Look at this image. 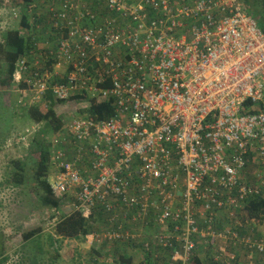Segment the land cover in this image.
I'll return each instance as SVG.
<instances>
[{
  "label": "built area",
  "instance_id": "built-area-1",
  "mask_svg": "<svg viewBox=\"0 0 264 264\" xmlns=\"http://www.w3.org/2000/svg\"><path fill=\"white\" fill-rule=\"evenodd\" d=\"M94 2L63 0L50 7L43 37L53 71L40 73L39 61L23 59L13 74L14 82L29 86L20 90L32 99L29 105L51 91L55 101H65H54L56 107L73 106V113L61 112L70 117L61 144H75L76 155L69 160L53 142L58 176L51 190L85 218L98 203L105 205L109 216L95 234L100 241H142L148 220H183L176 237L152 236L163 247L181 241L166 264H188L194 234L210 243L228 240L250 264L254 256L264 263L262 238L217 233L209 224L203 232L192 218L196 208L210 211L208 223L213 210L234 216L264 189V33L243 0H103L102 10ZM25 11L32 21L38 18L33 3ZM106 81L111 86L102 88ZM83 91L91 98L69 100ZM93 98L111 99L115 115L95 123L80 115ZM86 154L95 157L96 174L80 168ZM104 154L113 162L107 164ZM129 170L141 183H127ZM117 207L132 210L128 220L138 226L127 231L117 223ZM142 247L150 249L148 242ZM227 258L217 245L213 260L232 264Z\"/></svg>",
  "mask_w": 264,
  "mask_h": 264
},
{
  "label": "trees",
  "instance_id": "trees-1",
  "mask_svg": "<svg viewBox=\"0 0 264 264\" xmlns=\"http://www.w3.org/2000/svg\"><path fill=\"white\" fill-rule=\"evenodd\" d=\"M102 1L103 0H95V2L99 4H103ZM20 2L21 14L20 16H18V27L15 29L6 30V32L2 36V42L0 43V61L3 62L4 77L8 79L9 82H12V84L16 83L13 81V74L16 71L18 64L23 61V59L26 60L27 64L35 60L39 61V64L42 68L40 70V73L45 71L51 73L53 71V62L48 59V51H46L44 47L40 46L41 42L39 43V39H33V37H36L38 34H46L50 29L48 24L49 22H47L48 13L46 14V20H41V17H34L35 19L33 21L32 27L28 22L30 15L25 11V8L30 3L36 2V0H20ZM245 4L247 5L248 12L256 20L258 28L264 33V2L262 0H245ZM105 14V10L103 9L102 15ZM43 22H46L44 26ZM37 24L40 26L38 31L35 29V26ZM60 75L61 72L58 71L56 77H60ZM54 81L57 83H62L64 80L55 78ZM1 83L4 84L3 81ZM101 86L102 88H108L111 86V83L109 81H106ZM19 87L25 89L29 88V86L25 83L19 84ZM89 98L91 97L88 95V93L86 91H83L80 94L71 96L69 100L75 101ZM54 101L55 100L52 96V92L48 91L45 100H43L42 102L28 106H25L23 104V107H27V109L25 110L20 106L19 110L22 112L19 116L20 119H24L25 116L33 123L43 124L41 127L38 125L39 127L37 128V131L35 132L34 138L32 139L30 145L31 150L34 151L38 156L37 159L33 161L34 169L33 172L30 174V178L27 175L25 164L21 161H15L13 163L14 167L12 171H9V178L7 179L6 183L12 187H18L26 183L27 180L32 182L34 184L32 187V192L40 201V204H42V206H44L45 208L55 209V211L63 210L62 213L64 214V216H61L60 219L57 220L54 225V235L60 239H84L91 231L89 223L97 221L105 225L104 223H106L107 216H109V213L105 209V205L101 206V204L98 203V205L93 208L92 214L88 218H85L82 216L81 210L79 209L75 210L73 208H70L66 210L63 197H57L51 190L48 178L49 176H51L49 174L50 167L52 169V167L54 166L52 160V157H54L52 147L55 148V144L53 143L54 141H52L54 136L58 137L57 140H55L57 141L56 146L61 149H64L65 154L68 153L69 160H73L76 155V145L71 142H68L67 140L71 137L68 136L67 138H63L66 139L68 143L66 145L61 144V140L62 137L65 136L64 134L66 132V126L69 120L65 121L64 113L56 115L54 111V106L56 105L55 102L63 104L65 101ZM17 102L19 105V99ZM90 102L91 104L89 108H87L86 110H80L79 113L80 115L90 119L92 122L95 123L100 120H106L115 115V106L112 104L111 99L109 101H104L97 98H93L90 100ZM39 104L45 105L44 111L40 110L38 106ZM247 105L248 102L245 104V107H247ZM8 114L10 116L15 115L13 111H10V113ZM75 142L78 143L80 141L75 139ZM80 145L83 148L87 147L85 143H81ZM65 147L68 149V151L65 149ZM80 166L81 169H84L82 164H80ZM133 182L141 183V180ZM135 189L139 190V188ZM262 191L263 192L259 195H253L249 197V199L245 201L246 203L244 207L238 208L236 210L237 214L235 213L234 216H231L229 214V211H227L226 209L219 211V213L217 210H213V212H211V214L209 215L212 216V219L210 223H208V218H206V220L200 218L201 212L196 208L194 211H192V218L196 220V223L202 222L204 226H206L207 224L212 225V229L217 233L228 230L233 233H238L239 235L247 234L248 232L252 235L253 232L256 234V236H259V234H257V226L258 223L264 220V189ZM177 194L178 196L176 200H181V193L178 192ZM242 210L244 211V215L240 217ZM112 211H115L116 213H118V215H130L132 213V210H130L126 214L123 207H117L116 209H112ZM208 212L210 213V211ZM209 213L206 212L203 215H206L207 217ZM223 219L226 220V223L220 225L221 221H224ZM120 220L125 221L126 219L120 218ZM181 222L183 223L184 221L181 220ZM181 222L172 223L171 221H168L166 223L160 224L156 223L153 220H148L147 224L143 227V231H146L148 228L150 230L151 227L155 228L157 232H161L167 227H169L171 232L168 231L166 233H171L174 237H176V235L178 234L177 232H175V227L177 225L182 227L184 223L182 224ZM227 223L228 225H231L232 229L224 228L226 227L225 225ZM123 224L127 226V224ZM216 224L218 225L216 226ZM35 230L25 233L23 235V241L26 242L32 239V237L37 234V230L39 231V229ZM48 237L50 238L52 244H54L53 236L49 235ZM138 239L139 237L127 238L123 239L122 241L103 240L105 241V244L113 245L112 247L116 256H114V261L111 262V264H133V262L134 264H145L144 262H146V264H151L150 261L152 260L155 261L154 264L161 262L162 264H166V255L170 257L175 250L179 249V242H181L179 241V239H171V243L173 246L163 247L161 246V244H158L151 238H145L142 241ZM192 240L196 244V249L199 247V245H203V241L205 239L202 240L196 234H194ZM144 242H148V245H150V249L148 251H145L142 247ZM137 249H139L141 253V261L138 263L133 261L134 254H132L131 256L129 253L133 251L135 253ZM195 249L193 251H195ZM162 251L167 252L168 254L163 253ZM152 253L156 254L155 259H153L154 255H152ZM6 255L7 253L4 248V235L2 234L0 229V264H5L7 262L8 256ZM142 259L144 260V262L142 261ZM236 260L237 258H235L233 261L235 262ZM105 263L108 264L107 262ZM191 264L220 263L214 261L213 257H211V259H201L198 256L195 257L194 255H192Z\"/></svg>",
  "mask_w": 264,
  "mask_h": 264
},
{
  "label": "rangeland",
  "instance_id": "rangeland-1",
  "mask_svg": "<svg viewBox=\"0 0 264 264\" xmlns=\"http://www.w3.org/2000/svg\"><path fill=\"white\" fill-rule=\"evenodd\" d=\"M20 3V0L0 1V43L6 30L18 27V16L21 14ZM52 3H54V0H48V2L37 0V12L45 13L46 7ZM39 40V43L41 42L40 46L45 49L50 46L46 38H39ZM57 71L63 73V69H58ZM2 81L4 84L1 83ZM20 90L19 83L12 84V82H9L4 77L3 62L0 61V229L4 235V248L7 253L6 256H8L5 264H106L105 262L111 264L114 261V256H116L112 247L113 245L105 244V241L95 239V234H100L105 225L97 221L89 223L91 231L84 239L57 238L54 235V225L61 216H64L63 210L54 211V209L42 206L32 192L34 184L29 180L18 187H12L6 183L9 178V171H12L15 161H21L25 164L27 175L30 178V174L34 169L33 161L38 156L31 150L30 145L37 128L43 125L42 123H33L25 116L24 119L19 118L22 113L19 110L20 106L24 110L27 107H23L20 102L18 105V99L23 100L22 103L25 106H28L32 102V99L26 97L29 95H25L24 92L20 93ZM38 106L40 110L44 111L45 105L39 104ZM70 107L73 106H55L54 111L56 115L62 111L73 113ZM10 111H13L15 115L10 116L8 114ZM64 114L65 121H68L70 117L65 112ZM57 138L54 136L52 141L57 140ZM53 169L54 166L52 169L50 167L49 174L51 176L48 178L49 182L52 178L54 179L58 176L54 174ZM65 209L68 210V208ZM219 211H222V209ZM243 212L242 210L240 217L244 215ZM203 214V212L200 213V218L206 220L207 217ZM223 220L221 224L219 223L220 225L226 223V220ZM197 225L201 231H205V226L202 222L197 223ZM35 229H39V231L37 230V234L29 241L24 242L23 235ZM257 230L261 236H264V220L258 223ZM168 231H170L169 227L161 232L166 233ZM147 233H149V229L142 232L143 239L148 236ZM254 234L252 232V235ZM49 235L53 236L54 244H52L48 237ZM89 235L93 237L89 238ZM255 236L256 234L253 237ZM210 241L208 238L203 242L208 244ZM213 242L217 245H222V248L227 251V257H229L227 259L237 258L235 262L233 259H230L232 264H250L247 254L245 252H243V255L240 254V250L235 249L230 241L224 242L221 239H217ZM204 243L203 245H205ZM129 253L130 255L134 254L133 261L136 263L141 261L139 249L135 253L134 251ZM163 253L168 254L167 252ZM199 253L204 255L205 252L198 251L194 256H198ZM152 255H154L153 259H155L156 254L152 253ZM171 257L172 255L170 257L166 255V263H169ZM230 260L227 261L231 262ZM251 264L264 263H262L259 257H256L253 258Z\"/></svg>",
  "mask_w": 264,
  "mask_h": 264
},
{
  "label": "crops",
  "instance_id": "crops-1",
  "mask_svg": "<svg viewBox=\"0 0 264 264\" xmlns=\"http://www.w3.org/2000/svg\"><path fill=\"white\" fill-rule=\"evenodd\" d=\"M37 1V0H36ZM41 1H43V0H41ZM46 2H48V0H45ZM62 1L63 0H54V3H52V4H49L47 7H46V9H45V13H41V12H37V10H36V13H37V15H38V18L39 17H41V20H46V14L48 13V9L50 8V7H54V8H58L59 7V5L62 3ZM96 3V5L98 6V8H100V10H102V4H99V3H97V2H95ZM243 3L245 4V0H243ZM33 4L36 6V8H37V4H36V2H33ZM245 6L247 7V5L245 4ZM98 13H100L99 11H98ZM251 15V14H250ZM252 16V15H251ZM153 16H151V18H152ZM253 18V17H252ZM28 22H29V24H30V26H32L33 27V21H32V19H31V16L29 17V20H28ZM44 23V22H43ZM257 23V22H256ZM46 24V22L43 24V26ZM187 25H189V22H187L186 23ZM257 27H258V24H257ZM39 28H40V26L37 24L36 26H35V29L38 31L39 30ZM36 36V35H35ZM39 38H43V34H38L36 37H33V39L34 40H38ZM54 109H55V106H54ZM54 171V170H53ZM118 217L119 218H117L118 219V222H120L121 221V223H125V224H127V226H126V228H127V231L128 230H130V229H134V228H136V226H138V224L137 223H135V222H132L131 221V219H129L128 220V218H130V216L129 215H125V214H123V215H118ZM120 218H125L126 220L125 221H122V220H120ZM145 226V225H144ZM143 226V227H144ZM226 227H224V228H230V229H232V227H231V225H225ZM258 227V226H257ZM149 229V228H148ZM147 229V230H148ZM258 231V230H257ZM142 232H143V228H142V231H141V235H142ZM154 233H156V229L155 228H151L150 227V230H149V233H147L148 234V236H146L147 238H151L152 239V236H153V234ZM257 234H260V232L259 233H257ZM143 236V235H142ZM146 237H144V238H146ZM257 238H262L263 240H264V236H261V234L259 235V236H256ZM215 240H217V239H213L212 240V242L213 241H215ZM222 241H224V242H226V241H228V240H224V239H221ZM216 243H208V244H205V245H199V247L198 248H196L195 249V251L192 253V255H194L195 253H197L198 251H200V252H205L204 253V255L203 254H201V253H199V255H198V257L199 258H201V259H206V258H209V259H211V257H213V255L215 254V253H217V244L215 245ZM215 251V253H214V251ZM240 254H242L243 255V252H241L240 251ZM132 256V255H131ZM196 257V256H195ZM257 256H254V258H256ZM142 261L144 262V260L142 259ZM237 261V260H236ZM151 262V264H154V262L155 261H150ZM138 263V262H137ZM145 264H146V262H144ZM181 262L180 261H178V263L177 264H180ZM188 264H191V257H190V259L188 260V262H187ZM133 264H134V262H133ZM157 264H162V262L161 263H157Z\"/></svg>",
  "mask_w": 264,
  "mask_h": 264
},
{
  "label": "bare ground",
  "instance_id": "bare-ground-1",
  "mask_svg": "<svg viewBox=\"0 0 264 264\" xmlns=\"http://www.w3.org/2000/svg\"><path fill=\"white\" fill-rule=\"evenodd\" d=\"M104 155H108L107 164L113 162V159L110 157L111 155H109V154H104ZM94 160H95L94 156L86 154V155H84L82 157V166H83L84 169L89 170L92 173L94 172L96 174L97 172L94 171L93 168H92ZM125 175L127 177V183L128 184L138 183V182H133V181H137L138 180L137 176L133 173V171L129 170V172H126Z\"/></svg>",
  "mask_w": 264,
  "mask_h": 264
}]
</instances>
